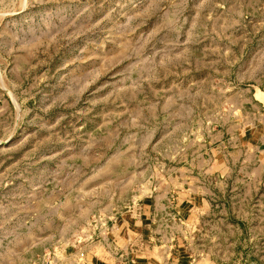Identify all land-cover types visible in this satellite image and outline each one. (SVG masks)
<instances>
[{
  "label": "rangeland",
  "instance_id": "obj_1",
  "mask_svg": "<svg viewBox=\"0 0 264 264\" xmlns=\"http://www.w3.org/2000/svg\"><path fill=\"white\" fill-rule=\"evenodd\" d=\"M261 92L264 0H0V264H65L169 186L217 243L216 180L178 167ZM247 225L227 243L264 264V212Z\"/></svg>",
  "mask_w": 264,
  "mask_h": 264
},
{
  "label": "crops",
  "instance_id": "obj_2",
  "mask_svg": "<svg viewBox=\"0 0 264 264\" xmlns=\"http://www.w3.org/2000/svg\"><path fill=\"white\" fill-rule=\"evenodd\" d=\"M255 101L257 114L219 131L216 147L202 152V162L187 158L178 167L179 187L192 185L194 176L186 172L201 171L203 187L216 180L217 243L194 242L196 235L208 236L210 230L202 215L201 230L191 229V217L183 209H191L196 199L180 191L173 194L169 186L119 218L104 239L81 245L65 264H239L246 248L236 238L227 243V235H241L264 212V106ZM172 196L185 198L174 203Z\"/></svg>",
  "mask_w": 264,
  "mask_h": 264
},
{
  "label": "water",
  "instance_id": "obj_3",
  "mask_svg": "<svg viewBox=\"0 0 264 264\" xmlns=\"http://www.w3.org/2000/svg\"><path fill=\"white\" fill-rule=\"evenodd\" d=\"M258 99H259V101H261V102L263 103V105H264V93H263V92H261L260 94H258Z\"/></svg>",
  "mask_w": 264,
  "mask_h": 264
}]
</instances>
